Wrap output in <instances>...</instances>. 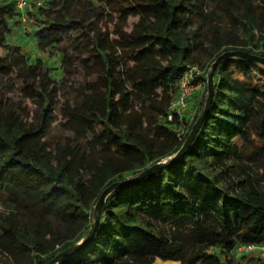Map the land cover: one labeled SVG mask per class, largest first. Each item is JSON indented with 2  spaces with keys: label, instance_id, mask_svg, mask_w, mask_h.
I'll return each instance as SVG.
<instances>
[{
  "label": "trees",
  "instance_id": "16d2710c",
  "mask_svg": "<svg viewBox=\"0 0 264 264\" xmlns=\"http://www.w3.org/2000/svg\"><path fill=\"white\" fill-rule=\"evenodd\" d=\"M70 1L25 13L37 50L60 56L58 80L39 59L18 64L21 50L7 42L18 14L12 0L0 3V247L33 264L85 240L109 185L180 150L206 98L205 90L194 102L190 124L168 121L187 66L206 81L225 52L264 59V0H237L232 16L244 30L241 46L257 31L256 52L231 46L237 41L218 24L202 42L195 25L214 21L209 0H88L79 15ZM79 70L87 79L70 96ZM215 75L209 112L186 153L110 192L91 241L59 264H264L261 252L232 255L240 245L264 249V66L227 58ZM10 79L36 101L34 115L14 107Z\"/></svg>",
  "mask_w": 264,
  "mask_h": 264
},
{
  "label": "rangeland",
  "instance_id": "374dc122",
  "mask_svg": "<svg viewBox=\"0 0 264 264\" xmlns=\"http://www.w3.org/2000/svg\"><path fill=\"white\" fill-rule=\"evenodd\" d=\"M3 0H0V3ZM94 2V0H92ZM256 0H254L255 2ZM40 0H29L28 4L30 9L37 8V3ZM88 0H72L70 1L71 7L70 12L79 15L82 12L88 9ZM191 6H193L196 0H188L187 1ZM44 5V4H42ZM41 5V6H42ZM238 5L237 0H209L204 4L205 13L208 14L209 12L214 13V21L212 22H202L201 18L197 19V24L195 28L199 30V33L203 34L202 42L207 43V38L211 37L209 29L213 24H218L221 28L220 34L227 36L231 34L237 43H232L231 46H237L242 48H249L252 51L256 52L262 50V48L258 45L259 35L256 30H253L251 34L255 37V40L252 44L248 46H241L238 44L239 39H245L244 30H242L241 25L232 19V16H238V10L236 9ZM192 8V7H191ZM26 9L22 14L18 13L17 17L10 21L11 30L12 32L7 37V42L9 45L19 47L21 50L20 57L18 59L19 65L34 63L35 60L39 59L43 62L44 66L47 68L49 67L52 69V76L55 77L57 80L60 79V56L57 54L53 57H50L47 54L41 53L36 48V43L33 39L32 33L35 30L36 25L26 20ZM134 19H129V23L131 24ZM106 22L107 26L111 28V23L109 21ZM219 35V34H218ZM217 36V35H216ZM213 37H215L213 35ZM236 38V39H235ZM238 44V45H235ZM203 67L204 64H198ZM258 69V70H257ZM255 70V73L259 70H262V67H259ZM8 77V75H7ZM86 77L83 76V72L79 70L77 79H74L73 82H68L71 87H66V89H70V96H73L74 93L77 92V88H79L80 84L86 81ZM218 80V75H215L213 78V82ZM8 84V90H12L11 95H8L12 99V102L15 104L16 100H19V103L15 104L14 107L21 108L24 113H29L30 115H34L37 111L36 101L33 98L26 99L25 96L20 92V88L18 84L13 85L12 80L10 79ZM65 90V89H64ZM195 107V106H192ZM193 110H190L189 114ZM56 129L62 131L64 130V126L61 125L60 121L56 122ZM168 160V159H167ZM165 161V160H163ZM128 176L127 178H129ZM6 213L5 208L2 204V200H0V215L5 216ZM250 255V254H248ZM253 255V254H251ZM0 264H33L32 259L26 255L18 254L13 250H4L0 247ZM153 264H179L177 262H164L163 260L157 258L153 261ZM252 264H258V262H254Z\"/></svg>",
  "mask_w": 264,
  "mask_h": 264
},
{
  "label": "water",
  "instance_id": "95a60500",
  "mask_svg": "<svg viewBox=\"0 0 264 264\" xmlns=\"http://www.w3.org/2000/svg\"><path fill=\"white\" fill-rule=\"evenodd\" d=\"M227 58H240V59H244V60H247L250 62L258 63V64L264 66V59L263 58H260L258 56H255V55L243 52V51L225 52V53L221 54L220 56H218L215 59V61L212 63L211 68L209 70V73L206 76V98L204 101V106H203L202 112L198 116L195 123L193 124V126H192L189 134L187 135L185 141L183 142L180 150L175 155H173L168 161H163V162L157 163V164L147 168L146 170L142 171L137 177H135L133 179L127 180L125 182H115V183H112L111 185H109L101 193V195L98 198V201L96 202V204L93 208L94 222L92 223L90 231H89L87 237L85 238V240L78 242L74 247H71L69 249H66V250L60 252L57 256H55L53 259L46 262L45 264H59L60 262L64 261L65 259L73 256L75 253H77L80 249L84 248L91 241V239H92V237H93V235L97 229V226H98V221H99V216H100L102 204L110 192H112L118 188L125 187V186L131 185L135 182L140 181L141 179L145 178L146 176H148L152 172H154L158 169H161V168H165V167L175 163L181 156H183L186 153L187 149L189 148V146L193 142L194 138L196 137L206 115L209 112L210 105H211L212 98H213V91H214V89H213V78L215 75V71H216L217 67L219 66V64Z\"/></svg>",
  "mask_w": 264,
  "mask_h": 264
},
{
  "label": "built area",
  "instance_id": "2783aa9c",
  "mask_svg": "<svg viewBox=\"0 0 264 264\" xmlns=\"http://www.w3.org/2000/svg\"><path fill=\"white\" fill-rule=\"evenodd\" d=\"M12 1L14 2L15 10L21 14L29 7V0ZM48 1L50 0H40L37 5L41 6ZM203 78H205L204 71L198 66L192 65L186 67L179 79L177 94L169 106L168 121H172L174 117H176L178 121H181L185 117L187 124L192 122L196 115V108L192 106H194V102H196L206 90V81ZM190 110L193 111L189 114ZM256 252L264 254V249L252 244H247L236 247L232 255L239 257L243 254Z\"/></svg>",
  "mask_w": 264,
  "mask_h": 264
}]
</instances>
